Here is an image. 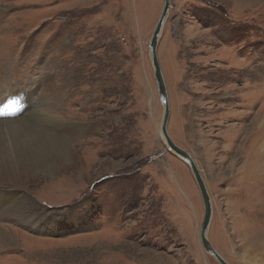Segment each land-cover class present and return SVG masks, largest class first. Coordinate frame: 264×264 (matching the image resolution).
Listing matches in <instances>:
<instances>
[{
	"label": "rangeland",
	"instance_id": "374dc122",
	"mask_svg": "<svg viewBox=\"0 0 264 264\" xmlns=\"http://www.w3.org/2000/svg\"><path fill=\"white\" fill-rule=\"evenodd\" d=\"M0 8L1 112L27 119L51 88L52 116L82 129L52 166L15 188L2 178L0 264H220L200 242L192 171L160 131L149 45L164 0ZM158 56L169 135L211 196L210 243L230 264H264V0H171Z\"/></svg>",
	"mask_w": 264,
	"mask_h": 264
},
{
	"label": "bare ground",
	"instance_id": "6f19581e",
	"mask_svg": "<svg viewBox=\"0 0 264 264\" xmlns=\"http://www.w3.org/2000/svg\"><path fill=\"white\" fill-rule=\"evenodd\" d=\"M14 92L12 91L10 95ZM48 92L51 96L46 97V99L48 98V108L44 107L40 112L38 111L39 113L31 114L27 119L22 120H19L20 115L17 116L13 110L9 109L8 114L1 112L9 108L11 97H5L4 100L0 101V113H2L0 119L9 115L8 124H0V186L4 182L2 178L5 177L6 182L10 181V185L5 186L3 184V186L15 188L21 184L30 172L34 170L42 171L43 167H48V164L52 166L57 161H55V156L61 152H67L69 146L80 137L82 129L79 130L78 128H80L81 123L68 120L65 117L54 118L52 116L54 108L50 109V106L54 98L51 94V88ZM12 103H14V108L17 109L16 104H18V101ZM33 224L27 222L30 227Z\"/></svg>",
	"mask_w": 264,
	"mask_h": 264
},
{
	"label": "water",
	"instance_id": "95a60500",
	"mask_svg": "<svg viewBox=\"0 0 264 264\" xmlns=\"http://www.w3.org/2000/svg\"><path fill=\"white\" fill-rule=\"evenodd\" d=\"M170 11H171V0H164L163 11L156 25L155 31L153 33V36H152V39L149 45L154 79L157 84V90H158L160 102L162 103L164 107V115H163V121L160 127V131H162L164 143L168 151L173 153L174 155H176L178 158H180L181 160H183L185 163L189 165L192 171V174L194 176L195 182L197 183V186L201 193L203 203H204V217H203L201 230H200V240H201L200 242L202 246L204 247L205 251L210 256L214 257L220 264H230L216 251V249L212 246V244L210 243L207 237V232L210 228V224H211V220L213 216V205H212V200L209 194L208 187L200 172V169L195 159L192 157V155L186 150L176 145V143L170 137L169 132H168V126H169L170 116H171L170 99H169L168 88H167L164 75H163V71H162V66L159 60V56H158V47H159V40L162 35L167 18L170 15Z\"/></svg>",
	"mask_w": 264,
	"mask_h": 264
},
{
	"label": "snow or ice",
	"instance_id": "6c2138e0",
	"mask_svg": "<svg viewBox=\"0 0 264 264\" xmlns=\"http://www.w3.org/2000/svg\"><path fill=\"white\" fill-rule=\"evenodd\" d=\"M0 114H2V113H0Z\"/></svg>",
	"mask_w": 264,
	"mask_h": 264
}]
</instances>
